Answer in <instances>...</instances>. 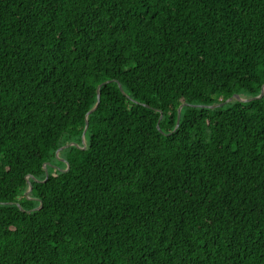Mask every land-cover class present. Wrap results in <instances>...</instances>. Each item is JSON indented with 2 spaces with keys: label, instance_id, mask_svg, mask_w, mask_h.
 I'll return each instance as SVG.
<instances>
[{
  "label": "trees",
  "instance_id": "obj_1",
  "mask_svg": "<svg viewBox=\"0 0 264 264\" xmlns=\"http://www.w3.org/2000/svg\"><path fill=\"white\" fill-rule=\"evenodd\" d=\"M263 85L264 0H0V264H264Z\"/></svg>",
  "mask_w": 264,
  "mask_h": 264
},
{
  "label": "water",
  "instance_id": "obj_2",
  "mask_svg": "<svg viewBox=\"0 0 264 264\" xmlns=\"http://www.w3.org/2000/svg\"><path fill=\"white\" fill-rule=\"evenodd\" d=\"M119 85H120V84H119ZM263 95H264V85H263L262 88H261V92H260V94L257 95V96L244 98V97H242V96L239 95V94H234L233 96L229 97V98L226 100V102L232 100L234 97H238V98L241 99L242 101H249V100H253V99H256V98L262 97ZM97 97H98V101H97L96 105H95V106H94L89 112H91L93 109H95V108L97 107V104H98V102H99V98H100V86H98V88H97ZM224 103H225V102H222V103H220V104H224ZM220 104H219V105H220ZM214 106H217V105H212L211 107H214ZM208 107H210V106H208ZM181 108H182V105H181V106L179 107V109H178L177 124L179 123V120H180V109H181ZM89 112H88L87 115H86V119H87V116H88ZM160 118H161V117H160ZM87 125H88V121H86V127H87ZM82 141H83V144H84L83 148H85V147H86L85 131H84L83 136H82ZM71 145H77V146H78L77 143H75V142H70V143L66 144L65 146H62L61 148H59V149L57 150V154L60 152L61 149L65 148V147H68V146H71ZM46 171H47V170H46ZM30 188H31V186H30ZM30 188L26 191V194H28ZM18 205H19V204H18ZM19 206H20V205H19Z\"/></svg>",
  "mask_w": 264,
  "mask_h": 264
},
{
  "label": "rangeland",
  "instance_id": "obj_3",
  "mask_svg": "<svg viewBox=\"0 0 264 264\" xmlns=\"http://www.w3.org/2000/svg\"><path fill=\"white\" fill-rule=\"evenodd\" d=\"M241 96L244 97V98H247V97H245V94H244V93H243V95H241ZM59 160H60V158H59ZM56 166H57L58 168H60V169H61V167H62V165H61L60 163H58V162H57Z\"/></svg>",
  "mask_w": 264,
  "mask_h": 264
}]
</instances>
